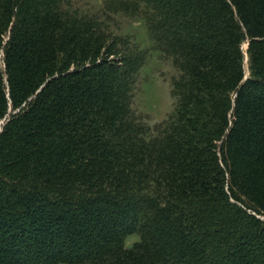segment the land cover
Masks as SVG:
<instances>
[{"label": "trees", "instance_id": "trees-1", "mask_svg": "<svg viewBox=\"0 0 264 264\" xmlns=\"http://www.w3.org/2000/svg\"><path fill=\"white\" fill-rule=\"evenodd\" d=\"M102 10L170 59L174 112L136 116L148 52L100 15L0 0V264H264V0Z\"/></svg>", "mask_w": 264, "mask_h": 264}, {"label": "rangeland", "instance_id": "rangeland-1", "mask_svg": "<svg viewBox=\"0 0 264 264\" xmlns=\"http://www.w3.org/2000/svg\"><path fill=\"white\" fill-rule=\"evenodd\" d=\"M105 1L57 0L64 11L79 15H100L96 20L103 23L102 28L107 35L124 40L126 49L138 46L148 52L133 85L131 105L136 116L141 117L140 120L144 124L154 127L174 112L171 91L172 79L178 75L177 71L170 59L159 55L153 48L144 24L137 17L105 10L100 12ZM103 13L106 16L102 15ZM243 49H247V44L243 45ZM137 239V235L127 236L125 246L130 247Z\"/></svg>", "mask_w": 264, "mask_h": 264}]
</instances>
